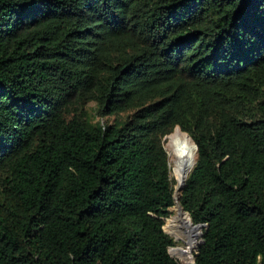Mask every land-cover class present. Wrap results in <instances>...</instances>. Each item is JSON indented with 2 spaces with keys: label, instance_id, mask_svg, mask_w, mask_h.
Listing matches in <instances>:
<instances>
[{
  "label": "trees",
  "instance_id": "trees-1",
  "mask_svg": "<svg viewBox=\"0 0 264 264\" xmlns=\"http://www.w3.org/2000/svg\"><path fill=\"white\" fill-rule=\"evenodd\" d=\"M174 205L264 264V0H0V264H183Z\"/></svg>",
  "mask_w": 264,
  "mask_h": 264
},
{
  "label": "bare ground",
  "instance_id": "bare-ground-1",
  "mask_svg": "<svg viewBox=\"0 0 264 264\" xmlns=\"http://www.w3.org/2000/svg\"><path fill=\"white\" fill-rule=\"evenodd\" d=\"M169 143L171 144V147L173 149V152L176 155V173H177V178L178 180H181L186 172L193 166L195 159H196V145L192 138L185 133L183 136H179L175 131L168 136ZM170 146V145H169ZM174 156V155H173ZM176 204L180 205V202L178 201ZM182 206V205H181ZM183 209V208H182ZM179 216L177 217V222L178 225L180 226L181 229H183L186 232L187 236H184V238H188V230L191 231V227L186 224L182 219H183V214L182 210L179 209ZM184 210V209H183ZM184 212H187L184 210ZM188 213V212H187ZM189 214V213H188ZM191 224V223H190ZM170 223L167 225V228H169ZM192 225V224H191ZM187 226V227H186ZM193 229L196 231L193 233L192 231L190 232V238H191V253L193 252L195 248V241L197 240L198 236L201 233V230L199 226L192 225ZM182 257H186L185 255L180 254ZM194 262L195 258L193 257Z\"/></svg>",
  "mask_w": 264,
  "mask_h": 264
},
{
  "label": "rangeland",
  "instance_id": "rangeland-1",
  "mask_svg": "<svg viewBox=\"0 0 264 264\" xmlns=\"http://www.w3.org/2000/svg\"><path fill=\"white\" fill-rule=\"evenodd\" d=\"M173 131H175L179 136H183L185 133H187L186 131H184V130H182L179 126H177ZM188 134V133H187ZM170 145V146H169ZM166 147H167V149H168V151H169V154H170V159H171V168H172V176L174 177V179H175V181H176V184H177V182H178V178H177V171H176V168H175V166H176V155H175V153L173 152V149H172V147H171V144L169 143V139H168V137L166 138ZM174 155V156H173ZM191 169V168H190ZM189 169V170H190ZM189 170L186 172V174L189 172ZM175 184V185H176ZM175 207H176V205H174L173 207H172V215L170 216L171 217V221H170V227L169 228H167V224H168V219L166 220V223H165V225H164V227H165V230L172 236V238H173V240L175 241V244L174 245H172L171 247H170V252H171V254L174 256V257H176L177 259H179L180 260V262H182L183 264H194L193 263V261L192 262H190V260L188 259V258H191V255H190V249L189 248H191V238H190V230H188V238H184V236L183 235H180L177 231H179L177 228H180V226L178 225V220H177V217L180 215L179 214V209H175ZM169 217V218H170ZM173 223V225H174V228L177 230V231H175L173 228H171V224ZM181 229V228H180ZM203 229L204 228H201V232L203 231ZM175 232V234L173 233V232ZM202 234H200L199 235V237H198V239H199V243H198V245H197V247L196 248H194V250H193V252H192V255H193V257H194V254H195V252H197L198 251V248H199V246H200V241H201V239H202ZM178 246H180V248H179V250L177 251V253H176V250L174 249V248H176V247H178ZM183 253V255H185L186 257L184 258V257H182L180 254H182ZM185 259V261L183 260V259Z\"/></svg>",
  "mask_w": 264,
  "mask_h": 264
},
{
  "label": "water",
  "instance_id": "water-1",
  "mask_svg": "<svg viewBox=\"0 0 264 264\" xmlns=\"http://www.w3.org/2000/svg\"><path fill=\"white\" fill-rule=\"evenodd\" d=\"M189 135V134H188ZM190 136V135H189ZM196 145V151H197V144L195 143ZM195 163V162H194ZM194 165V164H193ZM192 168V167H191ZM188 174V173H187ZM187 174L184 175V177L181 179V180H178L176 186H175V193H174V196L176 198V201L178 202L180 200V196H181V190L185 184V179H186V176ZM196 226H199L200 228H204L205 227V223L203 222H199V223H194ZM165 228V227H164ZM202 234L203 236V231L200 233ZM203 242V237L200 241V244ZM195 264H196V259H195Z\"/></svg>",
  "mask_w": 264,
  "mask_h": 264
},
{
  "label": "clouds",
  "instance_id": "clouds-1",
  "mask_svg": "<svg viewBox=\"0 0 264 264\" xmlns=\"http://www.w3.org/2000/svg\"><path fill=\"white\" fill-rule=\"evenodd\" d=\"M169 156H170V154H169ZM170 165H171V159H170Z\"/></svg>",
  "mask_w": 264,
  "mask_h": 264
}]
</instances>
